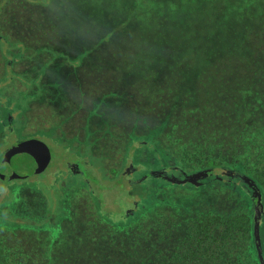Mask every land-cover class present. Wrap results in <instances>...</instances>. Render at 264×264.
<instances>
[{"label":"trees","instance_id":"trees-1","mask_svg":"<svg viewBox=\"0 0 264 264\" xmlns=\"http://www.w3.org/2000/svg\"><path fill=\"white\" fill-rule=\"evenodd\" d=\"M23 1L49 9L54 33L42 28L33 38L38 24L10 19L15 7L35 12ZM96 69L113 80L103 81L93 97L84 79L69 76ZM119 98L133 99L131 123L111 122ZM69 99L66 107L76 108L66 112ZM53 129L71 145L65 153L76 147L83 155L84 167L65 157L67 173L55 171L50 187L65 198H75L77 192H67L75 188L93 196L95 216H78L81 228L92 232L85 239L101 248L90 264H264V0H0V163L19 140ZM89 154L112 173L104 188L126 186L134 176L137 212L119 221L104 213L100 193L90 186L103 184L85 167ZM70 170L83 177H67ZM32 175L0 179L10 193L0 202V264L55 263L66 207L48 216L47 196ZM217 185L247 197V208L191 213L189 201L178 197L180 188L210 192ZM79 210L85 213L86 204ZM174 212L185 232L167 247L164 221ZM43 227L55 231L50 240L38 237ZM22 232L35 237L22 243ZM68 253L77 264L80 255Z\"/></svg>","mask_w":264,"mask_h":264},{"label":"rangeland","instance_id":"rangeland-1","mask_svg":"<svg viewBox=\"0 0 264 264\" xmlns=\"http://www.w3.org/2000/svg\"><path fill=\"white\" fill-rule=\"evenodd\" d=\"M37 2V0H34ZM23 3H26L24 6H27V8H32V4H28L27 2L23 1ZM35 7V8H34ZM22 7L16 8L13 10L12 13H10L9 17L12 21L17 22V23H24V19H29L30 18V25L32 24H38L40 25L41 22H43V25H40L39 28L38 25L33 27V35L35 34V36L33 38H36V35H38V32L47 30L49 31V34L54 33V28L53 26H51V22H50V15L51 13L48 11L49 9L47 7H43L42 4L37 5L34 2L33 8L34 9V13L30 12V16H28L29 13L23 14L21 11L23 9H21ZM46 9V11H41L39 9ZM36 9V10H35ZM27 10V9H26ZM28 11V10H27ZM49 21V23H48ZM52 31V32H51ZM24 33L25 35L28 33V31L26 29H24ZM41 34V33H40ZM31 35V37L33 36ZM30 37V38H31ZM41 41H38L40 44L45 43L43 38H39ZM63 42L65 43L66 46H71L72 44H70V42L66 39H63ZM28 44L31 45H38L37 40L34 39H30L28 40ZM39 44V45H40ZM78 44V43H76ZM53 45H55V42L53 43ZM166 58V57H165ZM164 64H162L161 67H163L165 65V59H164ZM105 73V74H104ZM161 76V78L163 77L161 74H159ZM71 80H77V79H84L85 80V86L87 95L89 96H93L97 93L101 94L102 90V83L103 81H112L113 78L108 74L107 71H104L103 69H96L93 70L89 73V71H84V73H81L80 75H70L69 76ZM161 82H163L164 80L161 79ZM116 85V84H115ZM119 89L121 90V94H123L122 88L119 87ZM94 97V96H93ZM132 98L128 99V100H122V99H118V101H116L115 103V110L117 111V116L113 119L112 117V121L111 122H118V121H123V122H127V123H131V118L127 116L128 113V108L130 103L132 102ZM142 104L146 105L147 103L145 101H141ZM70 105L71 104V100H66L64 102V105L62 106V108L64 110H69L71 108H76V106H69L66 107V105ZM131 108V107H130ZM62 109V110H63ZM3 113V119L6 117L7 112L6 111H1ZM2 116V115H1ZM110 116V115H108ZM123 118H127L126 120ZM102 119L101 121H98L96 119L92 120L91 124L95 127V121H98V125L96 127L97 133L98 135H100V133L103 131L102 127H103V123H104V118H100ZM74 122V124L76 126H80L79 123V119L76 118L75 120H72ZM73 123H69L67 124V127H71ZM113 125V124H110ZM60 126H58L59 128ZM56 128V127H55ZM110 128H113V126ZM124 125L120 126V130L121 133L123 132ZM18 129H15V132H17ZM2 132V131H1ZM95 134V133H94ZM121 136V135H119ZM30 139H37L40 141H43L44 143H46L48 145V147H50L51 149V153H52V161L51 163L48 165V167L46 169L43 170L42 173L39 174H34L32 175V177H30V179L37 181V186L40 187L42 189V191L44 192V194L47 196V200L49 203V208L52 209V212H50V214H48V216H53V214L55 215L56 213H60V207L61 205L64 207H66V213H67V221L65 222L64 226L61 227V229L59 231H57L58 235L57 237L60 238V240L55 243V263L54 264H71L72 260L69 257V253L68 251H71L73 253H76L77 255H80L81 258H79V260L77 261V264H90L91 261H94L95 259V255L97 254V252L95 253L96 249H99V245L98 244H89L87 239H85V237H89L91 236L92 232L89 234L87 232H85L82 228L81 225L79 224V219L78 216L81 218H85V214L88 215L87 217L89 219L92 218V216H95V202L93 200V196L90 195V192H85V194L83 195V193L81 192V188H75L73 190L67 191L71 194L77 192L76 197L74 198L73 195L72 196H67L65 198V195L63 194V190L61 191L59 189V192L57 190H55L54 187H50L51 184V180L54 177V173H56L55 171H60V172H66L65 170L66 165H65V161L67 162L66 158L67 156H74L77 158V160H79L81 162V164H83L84 167V160L82 158V153L78 154L77 150L78 148L73 147L72 150H70L68 153H65V149L66 146L67 147H71L70 144L66 143V140H63L59 134L57 132H55V130L53 129L52 131L49 132H42L40 131V133L38 134L37 137H31ZM28 139V140H30ZM111 139V138H110ZM27 140V139H25ZM121 138L120 141H118L117 143L121 144ZM112 142H114V140H112ZM110 143V146H116L115 143ZM18 143H21V140H19V142L15 143L14 145L11 146L10 149H12L13 147H15ZM72 144V143H71ZM118 144V146H119ZM109 146V147H110ZM7 150L8 151L10 150ZM111 149V148H110ZM109 149V150H110ZM122 150V146L120 148V151ZM119 150L117 151L118 153H116V155L119 157L120 155H122V153ZM100 152V151H99ZM80 155V156H79ZM10 162H12V165L19 170H25L27 169V167H31V168H37L39 163L41 162L42 158H43V153L40 150V148L38 146H26L24 147L22 150L20 151H16L13 152L10 156ZM108 161H111L110 159L105 160V162L107 163ZM119 158L114 159L113 162L108 166V170L112 169L113 167H115L117 164H119ZM99 162L102 163V168H100V170L98 169V165ZM69 165L73 166L74 163H72V161L69 162ZM69 167V166H68ZM87 169V171H89L91 173L97 174V176L100 178V183L103 184L101 185H97L96 183H92L90 184L91 187L94 188L95 186V192L96 193H100V196H98L99 198H101L102 200V204H103V211L104 213L107 214L108 217L114 219V220H122L124 217H126L129 213L133 212L134 210L137 212L139 210V206H141V201L138 202L137 199H139L137 197V195H135L132 190H134V184L132 183L134 180V176L131 177L130 181L131 182H127L126 186L124 185H117L114 186L112 185V188H104V185L107 183V179L106 177V173L107 172H102L104 169L103 166V161L101 159H95L92 160L90 159V154H89V162H88V166H85ZM110 167V168H109ZM84 171V170H83ZM128 171V170H127ZM226 172V171H224ZM227 173V172H226ZM102 174H103V178H102ZM108 175L112 174L111 172L107 173ZM236 175V174H234ZM82 175L80 174H75L73 173L71 170L68 171L67 177H74L75 179L78 177L80 178ZM130 176V174L128 175ZM132 176V175H131ZM83 177V176H82ZM6 185L4 186L2 184V182H0V192H5L6 194L0 196V202L3 201V199L5 198L6 195H9L10 193H7V189H5ZM7 188V187H6ZM5 189V190H4ZM181 190L178 191V197L182 198V199H186L189 201L188 204V208L192 211L191 213H196V212H202L204 210H211L212 208L214 209H219L222 211H231L234 208H247V200L248 198L245 197L244 195H240L235 197V194H231L230 191H228L227 189H223L221 186L217 185V187L213 190H210V192H205V191H194L190 188H180ZM86 191V190H84ZM74 198V199H73ZM138 202V203H137ZM86 204V212H82L81 210H79L80 204ZM239 206V207H238ZM63 211V210H62ZM148 211H145V214ZM169 214L165 212V215ZM91 215V216H90ZM48 216L43 218L40 221H37L38 224H42L46 221H48ZM148 216V215H147ZM169 216V215H168ZM9 218V216H7ZM176 218L179 219V216L175 215L171 213V216L168 217V219L166 218L164 223L167 224V227H165L166 229V234L167 236L164 238L163 240V244L166 243L165 246L170 247L172 246L175 242H177L180 238V236H182V234L184 235V229L183 232H181L179 229H181L180 226L177 225L178 219L176 220ZM172 224H175L174 226H171ZM171 226V227H170ZM172 228V229H171ZM167 231H171V232H167ZM37 235L38 237H42V238H48L50 240L51 236H53V234L55 233L54 230L48 228V227H43L37 230ZM79 232L82 235V239L79 240L78 237H81V235L79 234ZM262 233V232H261ZM34 234V233H33ZM263 234V233H262ZM71 235H73V237H76L75 239L71 237ZM264 235V234H263ZM260 236L262 237L261 240H264V236ZM27 236H31V237H35L34 235H29L27 232H22L19 235V240L22 243H26L25 239H22V237L26 238L29 240V238ZM36 244H39V242H35ZM53 243H51L52 246ZM93 245V246H92ZM49 246V247H51ZM36 249H38L36 247ZM101 249V248H100ZM73 264V263H72Z\"/></svg>","mask_w":264,"mask_h":264},{"label":"water","instance_id":"water-1","mask_svg":"<svg viewBox=\"0 0 264 264\" xmlns=\"http://www.w3.org/2000/svg\"><path fill=\"white\" fill-rule=\"evenodd\" d=\"M31 145L38 146L43 153V158L41 162L39 163L38 167L37 168H27L25 170H19L17 169V167L15 168L12 165V162H10V159L6 157L0 163V179L4 181H12L15 179L26 178L32 174L42 173L43 170L48 167L52 159L50 148L48 147L46 143H44L43 141L37 140V139H30V140H26L21 143H18L15 147H13L12 149L8 151V156H11L13 152L20 151L24 147L31 146Z\"/></svg>","mask_w":264,"mask_h":264}]
</instances>
